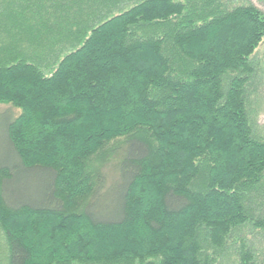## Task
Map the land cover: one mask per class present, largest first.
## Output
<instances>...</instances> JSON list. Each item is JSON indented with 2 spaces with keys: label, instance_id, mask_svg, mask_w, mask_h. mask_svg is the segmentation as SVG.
<instances>
[{
  "label": "trees",
  "instance_id": "16d2710c",
  "mask_svg": "<svg viewBox=\"0 0 264 264\" xmlns=\"http://www.w3.org/2000/svg\"><path fill=\"white\" fill-rule=\"evenodd\" d=\"M263 37L239 0H0L4 264H264Z\"/></svg>",
  "mask_w": 264,
  "mask_h": 264
},
{
  "label": "rangeland",
  "instance_id": "374dc122",
  "mask_svg": "<svg viewBox=\"0 0 264 264\" xmlns=\"http://www.w3.org/2000/svg\"><path fill=\"white\" fill-rule=\"evenodd\" d=\"M241 2H251L257 8H259L264 13V0H239ZM256 58L261 61L259 68L264 71V37L260 44V47L257 51ZM261 78L264 81V73ZM261 90L259 91L258 96L250 92V109L253 115V119L255 121L256 129L259 135L264 137V82H262ZM5 106L0 104V111L4 109ZM5 245H4V237L3 233L0 230V264H4L5 259ZM222 264H238L237 259L234 256H229L222 261Z\"/></svg>",
  "mask_w": 264,
  "mask_h": 264
}]
</instances>
